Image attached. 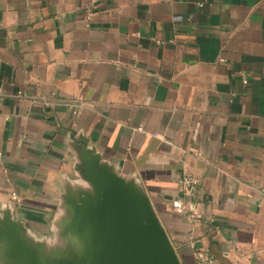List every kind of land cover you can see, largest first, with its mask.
I'll return each instance as SVG.
<instances>
[{
    "label": "crops",
    "instance_id": "1",
    "mask_svg": "<svg viewBox=\"0 0 264 264\" xmlns=\"http://www.w3.org/2000/svg\"><path fill=\"white\" fill-rule=\"evenodd\" d=\"M91 165L180 264H264V0H0V225L75 256Z\"/></svg>",
    "mask_w": 264,
    "mask_h": 264
},
{
    "label": "water",
    "instance_id": "2",
    "mask_svg": "<svg viewBox=\"0 0 264 264\" xmlns=\"http://www.w3.org/2000/svg\"><path fill=\"white\" fill-rule=\"evenodd\" d=\"M93 196L73 204L67 230L78 237L71 258L46 262L21 237L19 227L0 225V244L13 264H180L163 225L145 200L122 181L91 165Z\"/></svg>",
    "mask_w": 264,
    "mask_h": 264
},
{
    "label": "built area",
    "instance_id": "3",
    "mask_svg": "<svg viewBox=\"0 0 264 264\" xmlns=\"http://www.w3.org/2000/svg\"><path fill=\"white\" fill-rule=\"evenodd\" d=\"M199 6H201V4H199ZM197 184H198V180L195 177L191 175H184L178 181L179 192L185 197L192 196L195 193ZM193 214L194 213H190V216H193ZM212 263H213L212 259L199 256L198 264H212Z\"/></svg>",
    "mask_w": 264,
    "mask_h": 264
}]
</instances>
